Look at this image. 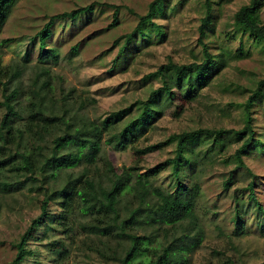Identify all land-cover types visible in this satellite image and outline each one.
I'll return each mask as SVG.
<instances>
[{
	"label": "rangeland",
	"instance_id": "obj_1",
	"mask_svg": "<svg viewBox=\"0 0 264 264\" xmlns=\"http://www.w3.org/2000/svg\"><path fill=\"white\" fill-rule=\"evenodd\" d=\"M152 1L15 0L0 32V121L4 115L3 84H7L9 91L18 89L23 105L33 91H46L57 113L68 109V115L85 123L100 124L112 114L128 110L103 136L101 161L97 163L99 173L106 159L117 171L134 167L138 174H145L173 157L175 143L169 141L172 135L197 129H242L245 103L264 80V49L238 32L233 23L234 14L249 0L213 4L211 24L201 39L199 26L206 13L204 0H167L163 15L144 26L145 34L140 33L125 44L124 36L133 31ZM93 3L97 5L91 12L81 13L73 20L54 21L46 46L57 51L58 61L46 65L48 74L41 75V65H37L39 40L33 42L32 38L50 17ZM116 8V24L109 27ZM260 19L264 22V7ZM202 44L210 54L220 56L223 66L198 98L185 102L174 89V98L161 102V114L126 149L117 151L106 144L130 117L141 112L142 103L161 86L159 79L145 77L169 61L178 65L201 63ZM74 46L76 52L71 54ZM24 54L29 57L26 62L22 60ZM16 69H20L21 76L9 82ZM45 82L49 83L47 87L43 85ZM250 117L255 145L242 157L245 167L237 166L233 156L242 141L236 142L229 136L223 137L224 147L215 145L212 139H201L187 148L196 154L198 163L181 178L189 186L193 183L200 186L195 215L203 231L200 244L190 253L189 264H221L225 258L237 264L264 261L261 216L248 199V185L253 184L255 197L264 208V83L261 95L250 109ZM155 145L160 147L137 153ZM81 168L74 169L73 174H78ZM230 175L232 181L224 187ZM64 176L61 174L56 185ZM36 180L35 185L26 184L17 193L0 195V264L12 263L16 255L14 245L39 216L45 194L56 189L51 180ZM149 181L152 187L165 192H173L177 185L171 167ZM57 202H48L47 213L51 217L29 239L24 264H120L101 257L95 251L103 248L101 243L75 228L83 220L76 212L72 216L75 230L63 233L55 222L62 210ZM237 220L243 224L244 235L240 237L233 236ZM53 241L63 243L67 251L61 261H56L52 253ZM109 246L112 250L120 248L117 240H111Z\"/></svg>",
	"mask_w": 264,
	"mask_h": 264
},
{
	"label": "trees",
	"instance_id": "obj_2",
	"mask_svg": "<svg viewBox=\"0 0 264 264\" xmlns=\"http://www.w3.org/2000/svg\"><path fill=\"white\" fill-rule=\"evenodd\" d=\"M14 1L0 0V32ZM231 1L233 0H204L206 13L199 26V39L207 35L213 4L220 6ZM166 2L167 0H153L148 5L146 14L139 17L133 31L124 36L125 44L131 43L138 34H145L144 26L152 23L154 17L163 15L162 8ZM96 5L93 3L50 17L40 32L32 38L33 42L39 40L37 65H41V75L48 74L49 68L46 65H55L58 61L57 51L46 46V41L52 35L54 21L73 20L81 13L91 12ZM263 7L264 0H249L247 5L240 7L234 14L233 23L238 32L247 35L264 49V22L260 19ZM117 10L118 8L109 27L116 24ZM202 46L201 63L178 65L169 61L145 77L159 79L161 86L142 103L141 112L130 117L120 132L105 141L106 144L112 145L117 151L126 149L161 114V102H169L174 98V89L185 102L189 103L198 98L200 91L209 85L223 66L220 56L210 54L205 44ZM76 48L74 46L70 49L71 54L76 52ZM28 59V54H24L22 60L26 62ZM20 76V69L14 70L9 82ZM263 83L264 80L259 82L245 103L246 119L242 129H197L172 135L169 141L175 143L173 157L152 167L145 174H138L134 167L117 171L106 159L100 173L98 172L97 163L101 161L103 136L116 121L127 115L128 110L112 114L100 124L85 123L76 120L74 115H68V109L61 114L57 113L52 100L46 97V91H33L27 104L23 105L19 101L18 89L9 91L7 84H3L0 195L17 193L25 189L26 184L35 185L39 178L51 180L56 185L61 174H65L56 189L45 194L39 216L30 222L14 245L16 255L11 264H24L28 241L51 217L47 213V206L49 201L54 200L58 201L62 209L55 221L61 231L70 234L75 228H79L87 236L96 238L103 248H95V251L108 261H117L120 264H189L190 253L200 244L203 231L195 215L196 204L201 195L200 186L198 183L189 186L181 178L187 171L192 172L198 163L196 154L187 151V148L201 139H212L215 145L224 147L223 137L229 136L236 142L242 141L233 156L237 166L245 167L242 157L248 154L249 148L254 144L250 109L256 97L261 95ZM43 85L47 87L49 83L45 82ZM159 147L160 145L150 146L145 150H137V153H148ZM80 167L81 170L74 175L73 170ZM167 167H171L172 173L177 177L173 192L152 187L149 181V178L155 177ZM231 181L232 175L223 183L224 187ZM248 187V199L253 202L261 216L260 231L264 236V208L255 197L253 184ZM75 212L83 220L74 228L72 216ZM243 231V224L237 220L233 236L240 237L244 235ZM111 240L118 241V250L110 248ZM51 244L55 247L52 253L56 256V261L63 260L67 255L63 243L53 241ZM221 264L237 263L231 258H225ZM260 264H264V261Z\"/></svg>",
	"mask_w": 264,
	"mask_h": 264
}]
</instances>
